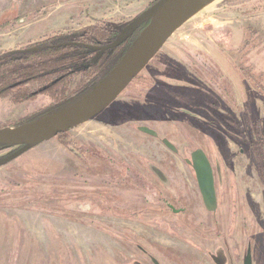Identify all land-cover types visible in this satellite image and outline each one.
I'll list each match as a JSON object with an SVG mask.
<instances>
[{
    "label": "rangeland",
    "instance_id": "obj_1",
    "mask_svg": "<svg viewBox=\"0 0 264 264\" xmlns=\"http://www.w3.org/2000/svg\"><path fill=\"white\" fill-rule=\"evenodd\" d=\"M148 2L0 0V54L29 49L30 45L46 37L81 32L99 22L110 24L121 32L150 6ZM22 19L24 21L18 23ZM156 75L171 77L160 79L170 86H182L184 82L203 84L202 79L215 83L213 95L217 94L220 99L216 97L212 106V102L196 95L197 87L182 97L198 108L220 110V115L228 111L229 105L230 113L226 118L231 121L230 134L215 131L210 137L201 130V139L195 141L191 137L195 128L193 130L188 122L180 123L175 118L178 117L177 109L167 118L156 106L149 116L146 114V126L175 145L181 158L170 155L161 142L146 136V160L157 163L164 161L167 155L172 157L175 166L171 171L166 169L165 174L181 193L182 201L196 210L194 219H201L204 214L202 200L193 171L184 159H188L192 150L203 149L214 171L219 169L218 175L214 172L218 210L213 219L230 215L228 249L221 245V249L213 250L218 249L227 256L228 264H243L247 257L252 264H264V157L261 159L264 154V0H208L174 32L148 68L142 71V82L155 81ZM204 85L207 88V84ZM146 93L161 106L168 99L157 98L159 95L150 89H146ZM125 95L127 97V93ZM118 101L126 107L123 112L135 107L127 98ZM50 104L47 97L20 105L0 101V127H15L21 119ZM243 104L248 111L247 120L244 119ZM173 105L189 110L183 104L178 106L174 102ZM199 116L204 117L200 113ZM255 119L259 126L257 131L253 124ZM183 127L190 133H184ZM71 135L109 149L115 147L109 128L95 121L77 127ZM188 141H193L190 146ZM59 144L47 141L0 168V264H117L111 258L116 256L114 251L127 254L105 231L89 225L81 227L67 222L55 211V214L50 213L51 176L61 178L66 169H63L65 153ZM14 150L0 153V160ZM177 220L171 218L167 222ZM97 221L104 226L116 227L114 231L124 241H129L130 234L137 241L142 239V234L146 236L131 222L106 217ZM225 232L229 231L226 229ZM187 234L191 239L190 233ZM127 250L126 258L130 259L133 253Z\"/></svg>",
    "mask_w": 264,
    "mask_h": 264
},
{
    "label": "flooded vegetation",
    "instance_id": "obj_2",
    "mask_svg": "<svg viewBox=\"0 0 264 264\" xmlns=\"http://www.w3.org/2000/svg\"><path fill=\"white\" fill-rule=\"evenodd\" d=\"M148 1L150 6L147 9L159 0ZM135 32L128 40L133 37ZM149 63L145 68H148ZM142 71L129 83L116 100L88 121H95L100 126L109 128V132H112V137L115 140V147L109 149L92 140H81L72 136L71 131L77 127L58 134L49 140L56 141L57 144L62 141L59 145L65 153L63 163L66 165L63 167V169H66L61 174L63 175L61 178L51 176L52 183L49 197L52 211L50 213L55 214L56 212L59 217H63L67 222L81 227L89 225L95 230L105 231L119 248L121 247L127 254V249L133 253L132 257L128 259L126 258L128 255H125L123 251L115 250L116 256L111 258L115 259L117 264H228L229 258L226 255L224 257L218 249H221L219 247L221 245L228 249L226 242L230 238V215L226 214L221 219H213L218 210L216 193L215 211L208 212L203 205L204 214L201 219H194L193 214L196 210L193 209V206L188 207L187 203L182 201L181 193H178L171 178L165 174L166 169L171 171L175 166L172 157L167 155L168 160L165 158L164 161L157 163L146 160V136L161 142L170 155L181 158V154L175 145L168 139L161 137L156 130L146 126V114L149 116L150 112L157 106V109L165 114L162 116L169 118L170 115L176 113L175 110L177 109L179 111L176 113L178 117L175 118L180 123L182 121L188 122L191 129L194 130L195 128L191 137H194L197 141L200 138L201 130L210 137L215 131L223 135L230 134L231 121L226 118L230 113V107L228 105V111L226 110L225 113L220 115L218 113L220 110L217 112L211 107L204 106L198 108L190 105V103L188 104V100L182 97L184 93L188 91L192 93L193 87H197L196 95L212 102L210 105L212 106L216 97L218 99L220 97L217 94L213 95L215 93V83H212L211 80L202 79L203 84L184 82L182 86H170L165 81L160 80L172 79L164 75H156L155 81L143 80L142 82ZM204 84H207V88L208 85L211 87L207 89ZM224 87L227 86L224 85ZM146 89H150L153 93L159 95L156 96L157 98L162 97L165 100L168 98L164 106H161L151 94H147ZM126 93L127 97H125ZM222 93L225 94V90ZM122 98L129 99L135 107L130 111L123 112L126 107H122L121 102L118 101ZM224 98L228 99L227 96ZM174 102L178 103V106H182L181 104L187 106L189 110L185 107L176 108L173 105ZM244 104V119H246L249 115ZM110 109L111 111H108ZM198 110L201 111L198 112ZM199 113L204 117L199 116ZM159 115L161 117V114ZM246 124L251 130L247 121ZM146 129L153 131L155 137L147 135ZM183 129L184 133H190L184 127ZM164 140L170 143L174 150L163 144ZM191 142L193 141H188L187 145L190 146ZM10 149L15 148L11 147ZM196 150H201L205 154V151L199 149V147L192 150L188 159H184L189 167L190 165L187 162L190 161V155ZM205 156L207 157L206 154ZM53 170L56 171V169ZM212 171L215 185L214 172L217 175L218 173L217 169L214 171L212 168ZM259 179L261 180V175H259ZM105 217L121 222L134 223L146 236L142 234V239L137 241L133 239L135 236L130 234L129 241H124L114 231L117 230L116 227L104 226L97 221L98 218ZM171 218L178 220L174 223H168L167 221H170ZM225 228L229 231L228 233L225 232ZM188 232L193 239L187 238ZM118 234L120 233L118 232ZM118 238L121 240H118ZM216 241H218V244H213ZM216 247L218 249L214 251L213 249Z\"/></svg>",
    "mask_w": 264,
    "mask_h": 264
},
{
    "label": "water",
    "instance_id": "obj_3",
    "mask_svg": "<svg viewBox=\"0 0 264 264\" xmlns=\"http://www.w3.org/2000/svg\"><path fill=\"white\" fill-rule=\"evenodd\" d=\"M207 1L159 0L135 18L113 43L100 47H89L91 51L97 52L96 60H98L106 51L114 50L125 43L141 24L149 22L130 51L82 99L59 112L27 125L17 128H0V145L17 149L0 160V168L58 134L81 126L104 111L155 57L174 32L182 27ZM23 21L22 19L18 23ZM33 50L25 49L21 52ZM146 134L155 137V133L148 129H146ZM163 144L174 150L166 140ZM187 163L194 172L204 208L208 212H214L216 192L213 171L207 157L201 150H196L190 155V161ZM217 173H219L218 168ZM244 264H252L250 257L245 259Z\"/></svg>",
    "mask_w": 264,
    "mask_h": 264
},
{
    "label": "trees",
    "instance_id": "obj_4",
    "mask_svg": "<svg viewBox=\"0 0 264 264\" xmlns=\"http://www.w3.org/2000/svg\"><path fill=\"white\" fill-rule=\"evenodd\" d=\"M147 25L148 22L140 26L130 40L107 51L99 60L89 47L114 42L124 29L119 32L110 24L99 22L81 32L46 37L30 45L28 48L34 49L31 52H21L22 49L1 53L0 101L20 105L38 97H47L51 104L21 119L15 127L0 128L27 125L82 99L116 67ZM11 147L0 145V153ZM263 157L264 154L261 159Z\"/></svg>",
    "mask_w": 264,
    "mask_h": 264
}]
</instances>
